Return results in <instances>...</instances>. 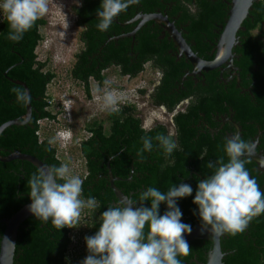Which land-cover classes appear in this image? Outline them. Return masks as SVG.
I'll use <instances>...</instances> for the list:
<instances>
[{
    "label": "trees",
    "instance_id": "obj_1",
    "mask_svg": "<svg viewBox=\"0 0 264 264\" xmlns=\"http://www.w3.org/2000/svg\"><path fill=\"white\" fill-rule=\"evenodd\" d=\"M181 2V0H166ZM192 2L194 0H186ZM204 5V18L194 23L193 31L197 32L201 24L212 37L213 25L219 16H224V4L221 0H200ZM2 2V0H0ZM102 0H80L79 6H74L76 24L82 27L80 39L83 49L76 54V60L71 70L75 80L84 82L89 91V77H94L101 84L105 83L102 70L112 66L120 67L121 73L136 76L142 72L145 65L153 60L156 64L162 58L152 52L154 40L157 36L138 31L136 44L132 47V39L120 38L112 40V37L124 34V12H121L113 21L107 31L101 32L96 27L99 23L97 11L100 10ZM159 0H139L130 5L132 12L138 4L151 5ZM149 7V6H148ZM254 23L264 22V0L254 4ZM146 10H149L146 8ZM186 15V14H185ZM189 18V17H187ZM46 23L41 18L34 26L24 33L19 42L8 39L10 26L6 15L0 12V126L7 121L20 118L26 113V102L17 98L13 91L25 89L12 80H20L27 84L30 90V102L33 108L32 119L23 126H10L0 136V154L8 155L14 151L31 154L43 160L50 167L59 166L62 162L57 156V149L49 144L48 139H41L37 133L40 129L39 121L45 118L55 121L57 115L49 109L47 87L55 78V74L45 70L46 63L38 58L37 47L42 40L40 28ZM198 42V48L204 45L203 35L194 34ZM152 53H151V52ZM134 54V55H131ZM135 54H139L138 59ZM139 60L134 64L132 61ZM249 113V108L243 110ZM122 113H109L112 120V132L108 134L104 122L100 120L90 121L86 124L89 136L81 142V152L86 160L87 174L83 180L82 198L95 197L99 207L94 210L93 221L90 229L83 234L81 244L83 255H88L85 236L94 235L100 227V215L107 207L117 203L114 191L109 184L110 165L115 177L117 187L129 196L131 200H137L139 193L148 187H156L166 192L171 186L180 183H188L193 188L191 196L180 198L177 205L183 213L182 218L187 219V224L194 226L200 222L198 206L193 203L198 181L210 175L212 169L204 166L194 171L183 167L166 165V158L162 154L145 151L143 158L137 156L138 144L132 141L127 150L126 122L122 120ZM133 123H137L133 121ZM138 125V123H137ZM149 136L144 130H135L130 139ZM133 140V141H134ZM226 161V158H225ZM138 166L134 171L131 165ZM245 167L256 179L262 191L263 176L254 169L252 162ZM38 169L28 161L13 160L0 161V219L10 217L21 207L31 201L27 181ZM198 173L199 176L196 174ZM62 183V181H60ZM145 206L150 207L151 202L145 201ZM167 210L166 203H161L160 214ZM5 226L0 222V242ZM72 228L60 230L53 227L51 221L44 222L35 216L27 219L20 228L16 244L14 264H80L74 258H70V249L73 244ZM191 246L190 255L179 257L182 264H196L193 259L206 260V254L212 248L208 240H194L188 242ZM222 250L229 253L223 260L224 264H264V214L254 218L248 227L235 235L225 234L221 240ZM231 252V253H230Z\"/></svg>",
    "mask_w": 264,
    "mask_h": 264
},
{
    "label": "clouds",
    "instance_id": "obj_2",
    "mask_svg": "<svg viewBox=\"0 0 264 264\" xmlns=\"http://www.w3.org/2000/svg\"><path fill=\"white\" fill-rule=\"evenodd\" d=\"M139 0H102L97 11L98 30L107 31L114 19ZM50 0H2L0 12L6 15L10 32L8 39L19 42L35 22L49 12ZM103 94L97 97L103 110L119 111L122 94L106 81ZM20 101L28 102L27 92L16 90ZM150 130V129H148ZM71 135L66 140L71 139ZM64 139V138H63ZM153 139L166 155H171L178 144L171 136L158 133L154 138L141 137L142 148L137 156L153 149ZM54 143L49 140V144ZM69 143V142H68ZM254 145L243 139L239 132L226 138L221 156L209 161L210 175L199 180L193 203L198 206L201 231L213 236L235 235L243 232L256 217L264 214V191L245 167V156ZM62 181V183L60 182ZM31 203L29 211L44 222L51 221L54 228H76L81 224L85 209L95 210L99 204L95 197L82 198L83 180L73 175L69 166H42L27 181ZM188 183L171 186L166 192L148 187L137 200H123L110 205L100 215V227L94 235L85 236L88 255L80 264H182L179 257L190 255L191 246L185 233L192 232L190 224L182 222L183 213L177 200L191 196ZM150 201V207L144 202ZM167 210L161 215L160 205Z\"/></svg>",
    "mask_w": 264,
    "mask_h": 264
},
{
    "label": "flooded vegetation",
    "instance_id": "obj_3",
    "mask_svg": "<svg viewBox=\"0 0 264 264\" xmlns=\"http://www.w3.org/2000/svg\"><path fill=\"white\" fill-rule=\"evenodd\" d=\"M228 1L230 0H221L225 6L223 9L225 15L211 22L214 26L212 37L209 36L207 26L204 30L201 24L197 30L203 35L204 41L200 49L194 37L197 32L193 31L194 23L204 18L205 8L200 0L192 2L181 0L180 3L159 0L158 3L153 2L151 5L140 3L134 7V12L129 6L124 12V35L134 31L137 22L128 23L136 15L153 13L160 15L159 22L149 21L141 29L143 32L157 36L151 50L155 56L162 58L159 64L153 60L147 63L151 65L154 74H151L152 78L147 82L144 80L145 85H140L143 81L141 77L136 88L114 86V89L128 92L118 105V112H123L122 120L126 122L127 128L126 142L123 145L125 150L129 148L131 141L138 144L136 152L142 148L140 138L130 139V135L135 134L139 125V129L149 133V137L154 138L161 133L171 136L178 144L171 155H166L158 142L153 139V145H157L153 151L165 156L166 165L194 171L207 166L209 161H215L221 156L227 160L223 146L226 138L235 132H239L243 139L252 142L254 145L252 152L264 156V29L262 28L264 22L258 25L254 23V4L259 0L254 2L249 14L236 31L228 58L216 68L196 69L178 50L170 35L173 25L199 57L206 62L213 61L219 54L220 36L227 25L230 10ZM164 18H167L171 25L166 23ZM137 34L138 31L134 37H124L133 40L132 47L137 43ZM138 56L139 54H135L136 59ZM138 61H132L133 65ZM118 68L120 70V67ZM108 69L102 70L103 76ZM144 73H146L145 69L136 76L123 73L121 75L135 79ZM90 80H94L99 85L105 84H101L91 76L89 91ZM77 81L84 85V82ZM246 107L249 108V113L243 111ZM102 111L106 112L108 122V127L105 123L104 127L107 133L111 134L112 120L109 118V113L112 112L103 109ZM96 119L95 117L90 121ZM244 159L247 163H253L254 169L259 172V176H263L264 180V174L258 170L255 161L247 156ZM137 167L132 163L131 170L134 171ZM196 174L199 176L198 173ZM115 204H119L118 200ZM182 222L187 223V219L182 218ZM197 224L201 223L195 225Z\"/></svg>",
    "mask_w": 264,
    "mask_h": 264
},
{
    "label": "rangeland",
    "instance_id": "obj_4",
    "mask_svg": "<svg viewBox=\"0 0 264 264\" xmlns=\"http://www.w3.org/2000/svg\"><path fill=\"white\" fill-rule=\"evenodd\" d=\"M79 5L80 0H50L49 12L42 17L46 23L40 28L42 40L36 51L39 60L46 63L45 70L55 74V78L47 87V95L48 101L52 104L49 109L57 115L55 121H41L40 138L53 140L52 145L57 149V156L61 162L69 166L73 175L83 179L87 174V168L80 144L89 136L86 124L95 117L103 121L107 127L108 122L106 112L102 111L97 100L105 90L106 84L99 85L94 80H90V96H88L84 85L71 75L75 56L84 46L80 39L82 27L76 24L74 12V6ZM262 28L264 29V24ZM144 69L146 73L143 75L128 79L121 75L118 67L113 66L104 72L105 80L110 82L111 88L114 86L136 88L141 77L143 81L140 85H145L147 80L152 78L151 74H154L150 64ZM118 91L122 94L121 99L128 95L126 90L118 89ZM70 135L72 138L66 140ZM93 215V210L85 209L80 226L72 228L73 244L70 258H74L78 263L85 258L81 240L83 234L90 229Z\"/></svg>",
    "mask_w": 264,
    "mask_h": 264
},
{
    "label": "water",
    "instance_id": "obj_5",
    "mask_svg": "<svg viewBox=\"0 0 264 264\" xmlns=\"http://www.w3.org/2000/svg\"><path fill=\"white\" fill-rule=\"evenodd\" d=\"M254 2L256 0H230L228 4L230 6V10L228 12V20L227 25L225 27L224 32L220 36L219 41V54L216 58L211 62L204 61L201 57H199L188 45L182 34L177 30L167 18H164L166 23L171 25L172 30L170 31V35L174 40L176 47L178 50L186 56V58L191 61L194 67L198 70L208 68H216L217 66L221 65L227 58L229 53L231 52L232 44L234 42L235 33L240 28L242 22L249 14L250 10L253 7ZM158 14H138L136 15L130 23L137 22L135 29L132 33L126 35H120L112 37V40H119L120 38L134 37L136 32L139 31L145 23L149 21L159 22L161 17ZM162 16V15H161ZM122 25H125L122 23ZM14 83L21 85L25 92H27L28 96L30 97V90L27 84L20 80H12ZM33 108L30 100L26 102V113L20 117L10 121L5 122L0 126V136L10 126H23L29 123L32 119ZM255 161L258 165V170L264 174V156L257 155L255 152H252L250 155H247ZM13 160H23L30 162L33 166H35L38 170L42 166H47L43 160L39 159L38 157L23 153L21 151H14L9 153L6 156L0 154V161L2 162H10ZM109 170V184L114 194L120 203L123 200L130 199L127 194H125L122 190H120L115 182L120 180L119 177H115L110 165L108 164ZM251 176V175H250ZM252 177V176H251ZM31 201L21 207L17 212L13 213L10 217L1 218L0 222H2L5 226L3 235L1 237L0 242V264H14L15 262V255H16V244L17 238L20 228L23 226L24 222L29 219L30 217L34 216L28 209ZM185 238L188 242L194 240H208L212 243V248L206 254V260L200 261L196 257L193 261L196 264H224V258L229 254L222 250L221 240L225 236H213L208 232L201 231V224H197L192 227V232L190 234L185 233ZM231 253V252H230Z\"/></svg>",
    "mask_w": 264,
    "mask_h": 264
},
{
    "label": "built area",
    "instance_id": "obj_6",
    "mask_svg": "<svg viewBox=\"0 0 264 264\" xmlns=\"http://www.w3.org/2000/svg\"><path fill=\"white\" fill-rule=\"evenodd\" d=\"M48 103H49V107H51V101H48ZM43 120H47V121H49L50 119H48V118H45V119H42V120H40L39 121V125L41 124V121H43ZM41 131H42V129H41V125H40V129H39V131L37 132L38 134H39V136L41 135Z\"/></svg>",
    "mask_w": 264,
    "mask_h": 264
}]
</instances>
